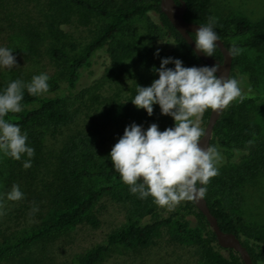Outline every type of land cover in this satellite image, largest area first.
Instances as JSON below:
<instances>
[{
    "label": "rangeland",
    "instance_id": "374dc122",
    "mask_svg": "<svg viewBox=\"0 0 264 264\" xmlns=\"http://www.w3.org/2000/svg\"><path fill=\"white\" fill-rule=\"evenodd\" d=\"M80 1L99 3L101 0ZM211 3L212 16L217 18L215 28L225 18H244L252 26H257L264 17V0H211ZM116 6V10L125 8L118 2ZM155 21L153 14L133 19L127 24L130 36L120 33L107 48L95 53L89 68L81 71L80 80L72 92L74 96L68 101L70 109L77 112L75 122L65 128L47 131L41 141L45 168L39 162L35 168L31 164L24 169L21 167L23 156L21 160H12L0 154V194L7 192L13 183L24 194L19 201H8L0 196V210L4 213L0 215V248L48 222L52 210L48 205L46 187L53 169V156L69 136L78 132L93 136L99 148L98 163L107 169L111 168L107 154L126 125L135 123L146 129L155 123L161 131L172 126V119L161 115L158 106L153 105L149 116L130 102L135 95V84L148 86L157 78L150 69L159 66L161 57L179 58L186 67L200 66L189 59L171 37L165 36L163 30L157 32L160 37L153 36L150 23ZM106 22V18L88 14L67 0H0V45L11 48L16 57V67L0 69V88L12 79L29 81L32 75L43 72L49 77V88L43 95L68 96L69 65L53 59L50 51L60 49L69 58L81 55ZM245 41L246 38L230 40L238 45ZM113 47L118 52L115 58L110 55ZM156 49L159 54L154 57ZM240 49L241 60L233 77L241 80L247 116L263 130L264 47ZM54 85L59 88L52 90ZM240 100L237 98L229 104H243ZM202 117L203 114L199 117V126L203 129ZM222 158L218 168L225 163L224 155ZM92 184L99 186L102 182L95 179ZM238 191L241 204L234 213L242 218L255 237H264V175L240 181ZM30 202L38 206V211L32 214ZM155 207L157 219L173 218L170 224L157 229L153 243L142 249L113 248L98 264H204L198 243L178 235L173 224L176 220H183L207 230L197 213L186 201L170 210L156 204ZM87 216H94L98 226L92 227L84 220L8 256L0 264H76L85 252L104 244L110 233L128 224L125 207L111 202L107 196L101 197ZM145 222L139 221L141 225Z\"/></svg>",
    "mask_w": 264,
    "mask_h": 264
},
{
    "label": "trees",
    "instance_id": "16d2710c",
    "mask_svg": "<svg viewBox=\"0 0 264 264\" xmlns=\"http://www.w3.org/2000/svg\"><path fill=\"white\" fill-rule=\"evenodd\" d=\"M67 1L81 7L88 14L106 18L107 22L85 46L81 55L69 58L60 49L50 51L53 59L69 65L68 96L43 94L32 96L25 91L21 101L22 110L19 113L6 114V120L18 124L21 131L27 132L26 143L34 149V155L31 157L34 168L39 162H42V168H45V160L41 157L40 149L45 133L68 127L77 118L76 110L70 109L68 101L74 96L72 92L80 80L81 71L89 68L95 53L107 48L120 33L130 36L131 31L127 28V24L133 19L153 14L156 18L155 22L150 23V32L153 36L160 37L157 32L163 30L165 36L171 37L173 43L189 59L205 65L160 10V0H101L99 3ZM174 1L179 4L177 0ZM183 1L186 5L183 19L186 22L200 24L205 22L206 17L212 16L211 0ZM116 2L125 8L116 10ZM217 25L215 31L227 49L231 46L254 50L264 47V17L257 26H252L244 18H225ZM241 38H246L241 45L230 42L231 39ZM151 39L154 40L153 37ZM117 54V50L113 47L110 50L111 57L115 58ZM211 58L221 62L222 55L218 48L214 49ZM240 60L239 55L232 56L230 77H233V71ZM58 88L54 85L52 90ZM240 101L243 104H229L225 107L214 125L209 145L218 146L221 155H224L225 163L218 168V174L210 178L204 198L219 228L224 232L233 233L240 240L252 264H264V237H255L254 233L243 224L242 218L234 213L241 204L238 183L264 175V128L262 130L251 117L247 116L245 109L247 103L242 99ZM209 111L210 109H206L203 113L204 125ZM98 155V144L90 134L78 132L67 138L53 156V169L49 173L46 187L48 205L52 210L51 217L42 226L33 228L13 242L2 246L0 262L84 220L92 227H97L99 224L97 219L94 216H87V213L103 196L125 207L128 224L110 233L104 244L85 252L76 264H98L113 248L142 249L153 243L157 229L170 224L173 216L157 219V209L152 198L140 199L137 195L130 194L128 186L120 181L118 173L98 163ZM95 179L101 180L102 184L94 186L92 181ZM186 202L197 213L207 230L204 227L191 226L183 220L174 221V229L178 235L186 236L198 243L201 261L204 264H243L233 250L222 249L217 245L215 236L203 215L197 211L192 201L186 200ZM139 221L147 222L141 225Z\"/></svg>",
    "mask_w": 264,
    "mask_h": 264
},
{
    "label": "clouds",
    "instance_id": "9594fccd",
    "mask_svg": "<svg viewBox=\"0 0 264 264\" xmlns=\"http://www.w3.org/2000/svg\"><path fill=\"white\" fill-rule=\"evenodd\" d=\"M216 21L215 16L209 15L188 34L194 54L211 57L220 46ZM241 51L231 46L225 55L236 56ZM12 53L11 48L0 45V69L16 67ZM158 54L156 49L153 55ZM169 64L171 67H166ZM222 69L218 63L186 67L179 58L161 57L159 66L150 69L157 78L148 86L135 84L131 104L149 116L156 105L159 113L169 116L173 124L161 131L155 123L146 129L131 123L111 146L107 158L130 194L140 199L151 197L154 204L169 210L181 201H198L204 197L206 185L218 174L223 158L218 146L201 144L204 131L199 126V117L206 109H224L231 101L243 99L241 80L227 76ZM48 79L42 72L32 75L29 81L12 79L0 89V154L12 160H21L23 155L26 157L21 162L24 169L31 167L34 149L26 143L27 132L5 116L22 110L25 91L32 96L47 92ZM23 195L15 183L0 194L8 201H19ZM30 203V214L38 211V206ZM3 214L0 210V215Z\"/></svg>",
    "mask_w": 264,
    "mask_h": 264
},
{
    "label": "water",
    "instance_id": "95a60500",
    "mask_svg": "<svg viewBox=\"0 0 264 264\" xmlns=\"http://www.w3.org/2000/svg\"><path fill=\"white\" fill-rule=\"evenodd\" d=\"M179 4H176L174 0H160L159 6L160 10L165 14L168 21L174 27V29L179 33V35L186 41V43L193 50L192 43L187 39L188 34L193 33L197 24L186 22L183 19V14L186 9L185 2L183 0H177ZM218 49L222 55L221 62L211 58L205 57L202 54H195L204 64L211 65L213 63H218L222 66L223 73H226L227 76L230 77L231 69H232V56L226 57L225 51L227 48L224 43L219 40ZM220 74V73H218ZM223 109L211 110L209 111L207 122L203 128L204 136L201 144L210 143L212 131L214 125L218 121ZM195 208L199 211L205 221L215 236L217 245L222 249H231L239 256L241 262L243 264H252L251 258L248 255L245 247L241 244L240 240L233 234L229 232L222 231L216 221V218L209 211L206 200L203 197L202 199L195 201L192 200Z\"/></svg>",
    "mask_w": 264,
    "mask_h": 264
}]
</instances>
